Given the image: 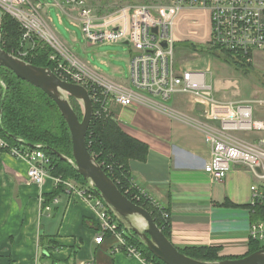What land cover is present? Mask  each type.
<instances>
[{"label":"crops","instance_id":"crops-1","mask_svg":"<svg viewBox=\"0 0 264 264\" xmlns=\"http://www.w3.org/2000/svg\"><path fill=\"white\" fill-rule=\"evenodd\" d=\"M58 9L76 26L64 7ZM47 26L58 37L48 20ZM205 69L211 73L209 66ZM206 81L213 86L211 106L193 94L177 93L166 101L148 98L129 106L109 98L107 111L125 133L147 145L145 159H130L127 168L136 185L168 214L170 242L175 247L214 246L220 256L241 257L249 249L254 217L250 185L256 180L239 164L220 182L204 171L210 158L204 126H218L204 110L227 115L229 102L239 101L227 94L221 79L206 75ZM27 169L26 160L0 147V264H147L117 249L114 237L94 243L96 213L79 193L61 192L50 210H43L42 196L54 184L50 177L42 185L33 183Z\"/></svg>","mask_w":264,"mask_h":264},{"label":"built area","instance_id":"built-area-1","mask_svg":"<svg viewBox=\"0 0 264 264\" xmlns=\"http://www.w3.org/2000/svg\"><path fill=\"white\" fill-rule=\"evenodd\" d=\"M53 1L62 12L64 7L74 24L80 27L88 45L105 41L123 42L130 46V87L108 81L100 75L93 77L94 72L84 63L78 64L71 50L48 28L40 2L0 0L1 11L12 16L21 29L20 50L11 54L22 59L35 46V40L47 44L52 49L48 59L56 62L53 72L62 80L91 90V101L97 105L92 111L95 115L108 114L109 98L122 106H129L134 101H146L148 98L166 101L177 93H190L202 99L205 107L215 103L213 86L206 81L208 69H183L175 65L174 21L182 10L207 13L210 23L207 45L215 54L228 51L235 58L250 63L256 60L257 54L264 55V0H168L164 4L122 6L109 15H97L87 0ZM162 42H165V47ZM0 87H4V83ZM229 106L230 113L222 116L214 115L207 108L204 110L207 119L218 121L217 127L204 126V140L210 148V158L204 171L213 181L220 182L231 166H244L256 180L250 185L251 206L253 210L259 207L264 211V99L239 100L229 102ZM0 147L28 162L27 177L33 183L42 185L50 177L54 187L61 184L65 191L77 192L92 204L97 217L95 244H102L106 236H111L116 240L117 249L140 257L136 247L127 240L128 231L119 226L118 220L93 190L87 185L79 186L49 174L50 159L42 148L8 145L1 138ZM124 190L136 204L145 198L162 208L132 178ZM56 202L57 197L43 210H50L51 204ZM162 216L168 217V214L163 211ZM249 240L264 242V213L251 223Z\"/></svg>","mask_w":264,"mask_h":264},{"label":"trees","instance_id":"trees-1","mask_svg":"<svg viewBox=\"0 0 264 264\" xmlns=\"http://www.w3.org/2000/svg\"><path fill=\"white\" fill-rule=\"evenodd\" d=\"M0 38V47L5 51L14 54L17 50H20V26L12 16L5 12L2 13L0 18ZM205 50L212 56L230 63L236 69L247 72L252 68L250 62L237 59L228 51L215 54L208 45H206ZM51 51L52 49L47 44L35 40V46L28 50L22 59L35 66L46 67L54 71L56 62L48 59ZM0 79L4 83V87H0V138L8 145L25 143L30 146L34 144L42 145L43 151L50 159L48 172L51 176H60L63 180H70L79 186H85L86 182L74 166L56 154L57 152L67 158H72L70 132L54 101L41 89L21 80L2 66H0ZM95 89L100 91L97 86H95ZM88 92L89 95H92L89 88ZM69 101L75 114L80 119L82 116L80 104L72 97H69ZM92 105L93 111H95L97 105L94 102ZM17 138L22 139L24 143L18 141ZM85 144L89 153L107 176L112 179L126 197L130 198L124 190L131 180L127 164L130 159L144 160L148 150L147 145L125 133L105 112L100 115L92 113L85 135ZM64 191V186L58 184L50 193L43 194L41 208L43 209L46 205H49L59 193ZM137 203L151 214L156 225L169 239V218L162 216V212L165 210L154 206L145 198L137 201ZM263 213L264 211L261 208L256 207L253 221ZM119 226L123 227L122 224H119ZM43 239L41 236L42 244ZM127 240L136 247L140 257L145 262L164 264L151 254L133 233L128 234ZM177 248L183 254L201 261L236 258L220 256L218 253L219 248L214 246L194 245ZM261 248H264V243L260 245V242L250 240L247 254Z\"/></svg>","mask_w":264,"mask_h":264},{"label":"rangeland","instance_id":"rangeland-1","mask_svg":"<svg viewBox=\"0 0 264 264\" xmlns=\"http://www.w3.org/2000/svg\"><path fill=\"white\" fill-rule=\"evenodd\" d=\"M40 2L43 12L59 40L71 50L80 62L108 80L130 87L129 60L131 48L123 42H99L88 45L79 26L71 24L69 18L54 6L53 0H31ZM168 0H87L97 15H109L122 6L130 4H164ZM0 14V18L2 15ZM58 15L61 17L59 22ZM174 61L179 68L196 67L205 69L213 81L226 83V92L234 100L264 99V55L259 53L247 72L236 69L230 63L207 53L205 47L210 36V23L205 11L182 10L174 21ZM1 39V38H0ZM30 47V45H27ZM66 48V49H67ZM64 60V59H63ZM211 63H210V62ZM69 64V63H68ZM235 135L243 136L242 133ZM46 218L43 219L45 224ZM264 242H260L263 245Z\"/></svg>","mask_w":264,"mask_h":264},{"label":"water","instance_id":"water-1","mask_svg":"<svg viewBox=\"0 0 264 264\" xmlns=\"http://www.w3.org/2000/svg\"><path fill=\"white\" fill-rule=\"evenodd\" d=\"M153 31L156 32V28H153ZM162 45L165 47V42H162ZM0 66L10 70L21 80L41 89L54 101L70 132L72 158L57 152L56 154L74 166L86 185L102 199L125 230L133 233L139 242L161 262L164 264H264V248L241 257L216 261H201L180 252L156 225L151 214L126 197L87 150L85 135L93 111L88 90L80 84L62 80L51 69L30 64L1 47ZM2 84L0 79V86ZM69 97L80 104L82 111L80 119L75 114ZM17 140L24 143L20 138ZM25 145L43 148L40 144L30 146L25 143Z\"/></svg>","mask_w":264,"mask_h":264}]
</instances>
